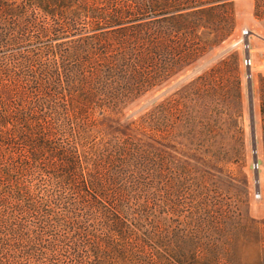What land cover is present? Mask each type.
<instances>
[{
  "label": "trees",
  "instance_id": "16d2710c",
  "mask_svg": "<svg viewBox=\"0 0 264 264\" xmlns=\"http://www.w3.org/2000/svg\"><path fill=\"white\" fill-rule=\"evenodd\" d=\"M233 3L0 0V264H221L233 243L223 228L242 210L223 216L220 186L186 154L190 110L217 90L193 81L175 94V219L159 105L127 113L232 36Z\"/></svg>",
  "mask_w": 264,
  "mask_h": 264
},
{
  "label": "rangeland",
  "instance_id": "374dc122",
  "mask_svg": "<svg viewBox=\"0 0 264 264\" xmlns=\"http://www.w3.org/2000/svg\"><path fill=\"white\" fill-rule=\"evenodd\" d=\"M234 30L232 36L221 46L209 53L185 73L180 74L170 83L154 93L146 94L142 100L128 111L127 116L135 118L141 113H149L159 105L161 115V166L160 185L163 202L168 205V218H177L174 212L176 202V153L175 135L177 107L176 93L191 82L195 86L205 83L210 90H217L213 104H199L190 110L191 130L186 141V154L193 166L206 169L207 181L216 182L220 188L213 192L221 200L223 216L231 206L241 208L239 225L232 229L223 228L224 237H232L227 253L221 256V264H264V0H233ZM65 38L60 39V41ZM249 54L251 63L246 64ZM221 64V73L210 76L209 81L199 78L204 71H209L217 63ZM202 66V68H200ZM200 68V69H199ZM248 69L251 72L253 108L255 114V132L259 183L255 181L254 152L252 148L251 118L248 98ZM199 78V79H198ZM191 92H195L191 84ZM194 94H191L193 96ZM194 97V96H193ZM155 99L154 101H152ZM198 104V103H197ZM169 108V112L166 109ZM164 124H168L169 137L165 140ZM165 129V128H164ZM175 137V138H174ZM177 140H179L177 138ZM181 156V155H179ZM206 162V163H205ZM231 171H220L222 167ZM205 171V170H204ZM203 171V172H204ZM203 173L197 174V176ZM248 180V200L244 202L241 179ZM232 184V187H229ZM189 192V191H188ZM184 201V200H182ZM190 201V199H186ZM162 203V209H164ZM187 204L178 209L186 208ZM192 203L179 217L184 220L190 216ZM247 213L250 218H248ZM226 218V217H224ZM188 217V221H190ZM225 220V219H224ZM174 226H179L173 223Z\"/></svg>",
  "mask_w": 264,
  "mask_h": 264
},
{
  "label": "water",
  "instance_id": "95a60500",
  "mask_svg": "<svg viewBox=\"0 0 264 264\" xmlns=\"http://www.w3.org/2000/svg\"><path fill=\"white\" fill-rule=\"evenodd\" d=\"M246 58H249V54L246 55ZM202 68V66L200 67ZM199 68V69H200ZM247 75L249 78L248 83V98H249V107H250V118H251V134H252V148L254 152V168H255V181L256 184L259 183V170H258V158H257V141H256V132H255V114H254V108H253V92H252V84H251V72L248 69ZM153 99L152 101H154Z\"/></svg>",
  "mask_w": 264,
  "mask_h": 264
},
{
  "label": "built area",
  "instance_id": "2783aa9c",
  "mask_svg": "<svg viewBox=\"0 0 264 264\" xmlns=\"http://www.w3.org/2000/svg\"><path fill=\"white\" fill-rule=\"evenodd\" d=\"M245 63L248 64V63H251V60L250 59H245Z\"/></svg>",
  "mask_w": 264,
  "mask_h": 264
}]
</instances>
